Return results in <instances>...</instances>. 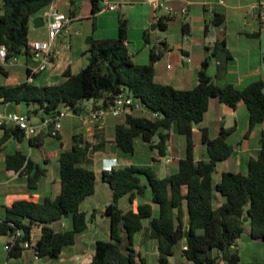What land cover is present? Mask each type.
I'll use <instances>...</instances> for the list:
<instances>
[{"label":"trees","instance_id":"trees-1","mask_svg":"<svg viewBox=\"0 0 264 264\" xmlns=\"http://www.w3.org/2000/svg\"><path fill=\"white\" fill-rule=\"evenodd\" d=\"M54 0H2L0 8V46H5L8 58L29 54V32L32 18L46 10ZM94 0V14L101 12ZM172 17L159 18V28L167 31ZM220 21L215 20L214 24ZM208 28V27H207ZM128 20H119L116 39L93 40L87 55L89 63L79 74L68 72L56 85L39 87L29 82L16 86H0V104L27 108V115L56 117L68 109L75 116L92 108L110 107L124 91L136 103L159 118L150 119L140 113L129 115L124 124L115 127L114 147L126 155H135L138 140L162 157L174 125L187 140L178 171L160 179L148 167L128 166L103 172V180L113 192L111 204L104 213L111 220L109 240H98L95 252L87 264H147L136 249L138 239L145 234L157 243L158 264H172L180 244L185 243L182 256L192 264H241L238 241L249 227V237L264 243V144L256 158L248 163L247 174L224 172L216 182L218 166L228 161L234 148L229 137L234 129L221 128L212 139L208 129H201L205 158L196 159L194 123L200 126L209 111L211 101L235 109L244 103L249 112V132L264 124V81L257 80L245 88L218 86L208 75V60L202 64L198 85L192 90H178L156 81L155 64L165 49L154 46L150 63L137 65L128 49ZM164 46V44H162ZM0 152L13 140L24 142L18 128L1 127ZM166 133V135H164ZM159 135L161 142L155 136ZM48 135L30 139L32 147L40 148ZM57 140H61V134ZM108 144L97 128L95 141L89 143L82 134L72 138L71 148L59 157L60 193L55 199L17 200L12 206H1L0 237L12 239L9 257L20 259L25 243H30L40 259L58 260L63 251L76 244L78 235L88 230L86 200L96 193L97 175L92 169L94 155ZM6 169L27 177L30 195L38 192L46 170L25 152L16 150L7 156ZM151 195V203L138 199ZM128 198L131 208L124 211L120 201ZM153 205L158 207L155 213ZM72 221V228L56 231L54 225L63 219ZM34 225L43 226L38 240L33 239ZM252 264H264L255 262Z\"/></svg>","mask_w":264,"mask_h":264},{"label":"crops","instance_id":"crops-1","mask_svg":"<svg viewBox=\"0 0 264 264\" xmlns=\"http://www.w3.org/2000/svg\"><path fill=\"white\" fill-rule=\"evenodd\" d=\"M120 5L119 10L114 12H98L94 14V0H54L52 5L71 19L67 32L59 36L53 43V48L59 53L58 57L50 67L34 76L33 85L46 87L59 84L64 81L65 74L70 72L73 75L79 74L89 63L87 52L91 44L85 42L86 37L92 36L93 40L116 39L119 36V20L124 17L128 20L127 43L132 60L137 65H147L139 62L141 55L132 52V43L138 41L143 46L148 45L151 49L154 46H160L165 49L163 58L155 64L156 81L160 84L171 85L178 90H192L198 85V75L202 70V64L208 60V75L218 86L232 85L238 88H245L250 83L262 80L264 81V0H163L165 4L176 11L187 9L185 16L179 15L172 17L167 31H161L159 26L155 31L151 27L154 24L159 25V18L166 14H161L162 9H154L151 5L152 0H113ZM0 0V8L2 6ZM97 6L101 8V3ZM46 10L35 15L31 20L29 35L32 42H49V18ZM44 17V26L35 28L33 20L36 17ZM94 22L91 28L87 21ZM219 20L218 24H214ZM208 27V28H207ZM166 34L165 40L163 36ZM30 41V40H29ZM164 44V46H162ZM135 49L137 47L135 46ZM147 47L143 48L145 52ZM19 64L12 68H3L0 64V73L5 76V83L0 86H16L28 82L31 72L37 69L40 61L34 57L32 50L29 54L18 57ZM10 69H13L12 71ZM26 74V75H25ZM23 75L26 79H23ZM87 110L91 109L88 103ZM0 112H17L24 115L27 108L20 105L0 104ZM139 113L133 110L129 115ZM128 115V116H129ZM127 116L121 118L108 117L102 123H93L84 121L78 116L69 115L65 119L61 131V140H58L60 149L46 150L42 161L33 159L35 163L45 169L46 176L40 182V189L37 193L30 195L27 189V177L21 176L6 169L7 156L13 154L16 150H21L18 143L28 142H10L5 149L0 152V165L5 171V178H0V205L12 206L17 200H32L34 202L43 199H55L60 193V154L71 148L72 143L67 145L65 142V132L75 135L82 134L89 143L95 141L97 128L101 130L108 144L105 148L94 155L92 169L97 175L96 193L98 195V185L106 184L103 180V172L108 167L124 168L132 165L125 162L122 153L119 152L112 140L115 133V127L126 122ZM234 129L235 132L229 137V143L234 148L232 157L218 166L216 182L219 183L224 172L238 170L242 174H247L248 163L251 158H256L264 144V124L257 126L251 133L249 132V112L246 105L242 102L235 109L220 103L213 99L204 122L194 128V141L196 144V159L205 158V146L199 139L201 129H208L212 139L219 135L221 128ZM2 133H0V136ZM166 135V133H164ZM177 126L174 125L170 137L166 143V154L162 157L157 149H151L149 145L142 143V149L147 156L143 162H139L138 167H148L160 179L174 175L178 171V161L183 158L182 152H177L175 140L178 136ZM180 136V135H179ZM236 141L234 142V140ZM18 142V143H17ZM161 142V141H160ZM235 144H234V143ZM254 142H258L255 146ZM46 143L44 141V147ZM12 147V150L10 149ZM187 148V143H186ZM29 149L35 151L36 147L29 144ZM24 152V151H23ZM138 153V142L136 153ZM115 161V163H113ZM224 169H221V168ZM94 195V196H95ZM113 199L109 196L100 197L98 203H101L102 212L106 203ZM88 200H86L87 202ZM85 202V203H86ZM151 203V195L140 198L133 206L134 210L140 204ZM155 213L158 207L153 205ZM87 212L88 230L78 235L76 244L66 248L58 260L46 262L45 264H87L90 262L95 252V245L98 240H109L111 235L110 227L102 226L105 217L96 216L98 210L92 206L94 213L90 215ZM128 211L130 208H122ZM3 211L0 212V216ZM89 218L92 220L90 221ZM110 219V218H109ZM96 224V225H95ZM56 231H67L72 228L70 219H63L54 225ZM104 227V228H103ZM43 232V226L34 225L32 233L33 239L38 240ZM141 238V236L139 237ZM263 242L262 240H259ZM12 239L4 246H8ZM184 244V246H183ZM185 247V243L180 244ZM33 248V246H32ZM157 251V248H156ZM9 252V251H7ZM183 257V256H182ZM178 259L177 255L171 258ZM25 259H32L33 264H40L45 259L36 256L34 249L24 250L20 259H13L17 262H23ZM185 260L181 264H192ZM158 260V258H157ZM178 262V261H177ZM158 263V261H157ZM255 263V262H254ZM225 264V263H222Z\"/></svg>","mask_w":264,"mask_h":264},{"label":"built area","instance_id":"built-area-1","mask_svg":"<svg viewBox=\"0 0 264 264\" xmlns=\"http://www.w3.org/2000/svg\"><path fill=\"white\" fill-rule=\"evenodd\" d=\"M163 0H152L151 5L154 9H162L166 15L171 17H177L179 15L185 16L187 9L176 11L171 7L162 4ZM101 3V12H114L119 10L120 5L113 0H99ZM47 12L49 18V42H35L31 44V50L34 57L40 61L36 70L31 72L28 82H34V76L36 74L46 71L54 60L58 57V52L53 48V43L67 32L68 26L71 23V19L57 10L52 4L49 6ZM0 64L3 68H12L19 64L18 57L8 58V51L5 46H0ZM133 110L141 112L142 115L149 117L150 119H157L159 115L157 113H150L140 104L136 103L133 96L127 91L122 92L114 101L110 107H100L97 109L91 108L84 111L78 117L84 121H90L93 123H102L108 117L121 118L128 116ZM69 115H74L68 109H64L58 113L56 117H47L39 124L32 123L31 118L28 115H24L17 112H0V128H18L21 130L26 139H33L40 135H48L52 138H58L63 124L61 120ZM114 167H108L105 171H112ZM11 245L6 246V250H11ZM26 250H31L32 245L28 242L23 245Z\"/></svg>","mask_w":264,"mask_h":264},{"label":"rangeland","instance_id":"rangeland-1","mask_svg":"<svg viewBox=\"0 0 264 264\" xmlns=\"http://www.w3.org/2000/svg\"><path fill=\"white\" fill-rule=\"evenodd\" d=\"M160 13L163 15L166 14L164 10L161 11ZM87 24L92 28L94 25V22L92 20H90V21H87ZM32 35L33 34H31V37H33ZM166 36H167L166 34L163 36V40H165ZM31 37L29 35L30 42H32ZM90 38H92V36L86 37L85 42L87 43V41ZM135 46L137 47V49H135ZM131 47H132V52L134 54L139 53L138 55H141L138 57L139 62H144L142 60H144V58L146 60V57H147V62H148V64L150 63V50L151 49L148 48V45L143 46V44H141V42L138 41L137 43H132ZM145 47H147V50L145 52H142L143 48H145ZM10 70L12 71L13 69H10ZM25 75H23L24 80L26 79ZM5 81H6L5 76L2 73H0V84H4ZM89 105L91 106V104H89ZM139 113L142 114L141 112H139ZM25 114H28V113H25ZM42 118H43L42 115H40L39 117H37L35 115H31V120H32V123H34V124L41 123ZM61 122L66 123L67 120L65 118H63L61 120ZM0 133H1V131H0ZM199 141L201 144H203L202 143V135H200ZM235 141H236V139L234 140V142ZM12 142H14V141H12ZM65 142L67 145H70L72 143V133H69L67 131L65 132ZM45 143H46L45 147L43 145L40 148H36L35 151H32V153L29 149V143L28 142L22 143L21 145L18 143V146L22 151L26 152L30 157L32 156L33 159L38 160V161H42L43 154L46 150L60 149V144H59L58 140L55 138L48 136L45 139ZM142 143H143L142 140H138V153L137 154H135V155L122 154V157H123L125 162H128L132 165L140 166L139 162H143L144 160L147 159V156L145 155V152L143 151L142 146H140V145H143ZM186 143H187V140L184 136H179V135L177 136V138L175 140V144H176V148H177L178 153L182 152L184 154V151L186 149ZM254 144H255V146H258V142H254ZM10 149L12 150V147ZM221 169H224V168L222 167ZM233 172H241V171H238V170L236 171L233 169ZM5 175H6L5 171L3 172V169L0 165V178L4 179ZM97 191H98L97 196L95 195V196H92V197L87 199L88 201L85 203V208L88 211V213L90 215H92L94 213V211L91 207L96 206V208L98 210L96 216H100V217L104 216L105 220H104L102 226H104L105 228L106 227L108 228V227H110V221H109L110 219L108 216H106L101 211L102 210V208L100 209L101 203H98V200L100 199V197L104 198V196H106V194H107V196H109V198H111L112 190L108 184H99ZM109 203H111V201L107 202L106 205ZM120 206L122 208H130L131 207L130 202H129L127 197L120 201ZM106 208L107 207H104L103 211H105ZM89 220L91 221L92 219L89 218ZM88 225H89V223H88ZM248 231H249V227L246 226L245 233L243 234L242 238L238 241V246H239L238 249H239V253L241 255V259H242L241 264H252L254 262H263L264 261V243L261 241L251 239L249 237ZM8 239H9L8 237H0V264H33L32 259H25L23 262H17L15 260L11 259L9 257V252L4 250V246L8 242ZM183 246H184V244H183ZM156 248H157V243L151 239H148L145 234L141 235V238L138 239L136 249L141 253V255L145 259H147V264H158L157 263L158 252L156 251ZM184 248L185 247H181V246L178 247V251H177V258L178 259L175 258L173 260L174 264H181V262L183 263L185 261L182 257V250ZM49 261H53V260L45 259L42 262H40V264H45L46 262H49Z\"/></svg>","mask_w":264,"mask_h":264},{"label":"water","instance_id":"water-1","mask_svg":"<svg viewBox=\"0 0 264 264\" xmlns=\"http://www.w3.org/2000/svg\"><path fill=\"white\" fill-rule=\"evenodd\" d=\"M44 24H45V23H44V17H42V16L36 17V18H34V20H33V26H34L35 28H42V27L44 26ZM158 26H159V25H157V24L152 25V27H151L152 31H155V30L158 28ZM91 43H92V38H90V39L87 41V44L90 45ZM196 127H197V124L194 123V128H196ZM155 138H156V141H157L158 143L161 141L159 135H156ZM110 204H111V203H109L108 205H110Z\"/></svg>","mask_w":264,"mask_h":264},{"label":"clouds","instance_id":"clouds-1","mask_svg":"<svg viewBox=\"0 0 264 264\" xmlns=\"http://www.w3.org/2000/svg\"><path fill=\"white\" fill-rule=\"evenodd\" d=\"M113 163H115V161H113Z\"/></svg>","mask_w":264,"mask_h":264}]
</instances>
